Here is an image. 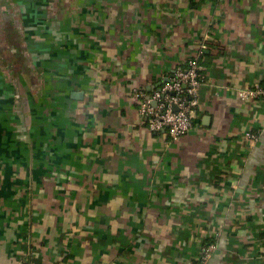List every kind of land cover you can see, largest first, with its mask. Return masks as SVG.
<instances>
[{
  "label": "crops",
  "instance_id": "0c3cea01",
  "mask_svg": "<svg viewBox=\"0 0 264 264\" xmlns=\"http://www.w3.org/2000/svg\"><path fill=\"white\" fill-rule=\"evenodd\" d=\"M10 27L40 81L0 66V264H200L210 241L206 264H264V99L238 95L264 86V0H0ZM192 57L174 141L136 90Z\"/></svg>",
  "mask_w": 264,
  "mask_h": 264
},
{
  "label": "built area",
  "instance_id": "2783aa9c",
  "mask_svg": "<svg viewBox=\"0 0 264 264\" xmlns=\"http://www.w3.org/2000/svg\"><path fill=\"white\" fill-rule=\"evenodd\" d=\"M208 49L203 42L200 54ZM207 77L198 57L190 58L175 68L169 80L158 88L147 92L136 90L139 97L138 113L150 131L165 132L177 141L194 126L196 111L200 105V90ZM242 99H264V86L245 85L238 90ZM248 138L257 139V132H247ZM216 249V243H205L200 251V264H206Z\"/></svg>",
  "mask_w": 264,
  "mask_h": 264
},
{
  "label": "rangeland",
  "instance_id": "374dc122",
  "mask_svg": "<svg viewBox=\"0 0 264 264\" xmlns=\"http://www.w3.org/2000/svg\"><path fill=\"white\" fill-rule=\"evenodd\" d=\"M30 1V0H29ZM4 40L0 39V66L5 72L6 78L12 81L16 86L21 88V93H24L23 86L27 87L36 86L40 79H37L35 70L36 67L32 63L31 59L23 57V51L26 48L24 40L17 34H15L14 27H10L9 30L4 33ZM7 49L8 53L7 54ZM11 55V56H9ZM17 102L25 105L26 100L20 97L17 93ZM27 108V105L25 109ZM9 110V102L6 106V111Z\"/></svg>",
  "mask_w": 264,
  "mask_h": 264
},
{
  "label": "trees",
  "instance_id": "16d2710c",
  "mask_svg": "<svg viewBox=\"0 0 264 264\" xmlns=\"http://www.w3.org/2000/svg\"><path fill=\"white\" fill-rule=\"evenodd\" d=\"M203 53H204V51H203ZM211 242V241H210Z\"/></svg>",
  "mask_w": 264,
  "mask_h": 264
}]
</instances>
